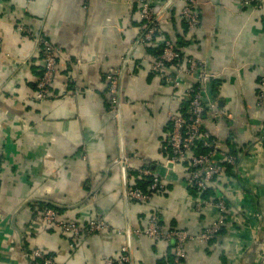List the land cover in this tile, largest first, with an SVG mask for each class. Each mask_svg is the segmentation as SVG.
<instances>
[{
  "label": "crops",
  "instance_id": "0c3cea01",
  "mask_svg": "<svg viewBox=\"0 0 264 264\" xmlns=\"http://www.w3.org/2000/svg\"><path fill=\"white\" fill-rule=\"evenodd\" d=\"M187 1L149 0L159 22L146 52L137 42L138 9L126 0H0V264H28L33 250L52 255L58 264H102L107 256H119L123 246L130 264H170L168 243L135 233L151 215L163 230L191 235L214 222V208L194 209L196 196L184 180L188 160L165 164L167 113L184 114L183 90L194 80L182 77L175 87L173 66L150 72L147 57L159 52L163 40L213 74L207 103L231 118L205 122L203 128L222 152L238 157L206 195L227 204L221 232L207 243L187 242L182 264H261L264 0L261 10L243 0H195L199 23L191 31L180 21ZM17 25L55 46L51 90L64 96L33 100L42 56L14 31ZM115 72L122 85L117 113L106 83V74ZM75 84L79 94L73 97ZM143 169L159 177L165 190L148 202L130 201L126 190L148 191L141 187ZM45 208L79 226L99 216L109 229L72 237L44 224Z\"/></svg>",
  "mask_w": 264,
  "mask_h": 264
},
{
  "label": "built area",
  "instance_id": "2783aa9c",
  "mask_svg": "<svg viewBox=\"0 0 264 264\" xmlns=\"http://www.w3.org/2000/svg\"><path fill=\"white\" fill-rule=\"evenodd\" d=\"M87 2V0H85ZM126 4L131 8L137 7L140 25L137 42L146 52L157 33L159 16L151 11L149 0H126ZM195 0H188L180 13V21L188 30H194L198 25L197 14L194 12ZM244 6H250L255 10H261V0H243ZM21 34L24 39L33 42L34 48L41 53L43 67L39 79L35 84L33 100L36 102L47 100L51 97L57 98L64 95L52 93V84L57 72L56 48L47 39L39 34L32 33L27 28L17 25L14 30ZM2 40L0 39V49ZM152 63L149 70L152 73L164 71L167 67L175 68V77L170 80L173 86L179 85L180 78L191 77L194 85L183 90L182 100L186 103L184 114L167 113V120L170 131L167 140L169 155L166 158V166H175L188 160V166L184 173L185 185L188 190L193 189L196 197L193 199L194 209L199 212L203 208H214L217 212L216 218L211 225L203 229L197 235H191L184 231L175 229L163 230L156 215H151L145 228L136 231L148 239L162 240L172 248V260L170 264H182L185 257L184 246L187 242H210L221 232L226 219L227 204L223 199H201L200 194L208 190L224 170V167L234 169L237 165L238 157L235 154L222 152L219 142L203 126L205 122H217L223 117L231 118L230 114L213 111L207 103L206 89L214 76L205 69V64L201 60L184 55L171 41L163 40L157 54L148 55ZM179 63H183L180 67ZM107 92L112 110L119 111L122 99L121 76L118 72L106 74ZM72 96L79 94L76 84L74 85ZM264 99V70L259 82V102ZM143 177H150L151 183L147 192H142L138 188L126 190V198L134 202H148L151 198L165 190L164 184L159 177L147 169L139 170ZM41 219L46 226L69 234L72 237L99 235L109 229L106 221L95 216L88 223L79 226L74 222L61 219L56 211L45 208L41 213ZM254 243L258 244L255 239ZM261 250H264V241L259 242ZM28 264H58L52 255L43 253L40 250H33L28 254ZM131 256L129 248L123 246L120 255L116 257L107 256L102 264H130ZM264 263L262 256L261 264Z\"/></svg>",
  "mask_w": 264,
  "mask_h": 264
},
{
  "label": "trees",
  "instance_id": "16d2710c",
  "mask_svg": "<svg viewBox=\"0 0 264 264\" xmlns=\"http://www.w3.org/2000/svg\"><path fill=\"white\" fill-rule=\"evenodd\" d=\"M143 181H144V183L141 185V187H145V186H147V188H148L149 185H150V183H151V178H150V177H143ZM138 188H139V187H138ZM139 189H140V188H139ZM208 191H209V189L206 190L205 192H203L202 194H200L199 197H200L201 199L206 200V199H207V198H206V195H207ZM142 192H144V191H142ZM145 192H147V191H145ZM190 193H191L192 195L196 196V194H195V192H194L193 189L190 190Z\"/></svg>",
  "mask_w": 264,
  "mask_h": 264
}]
</instances>
